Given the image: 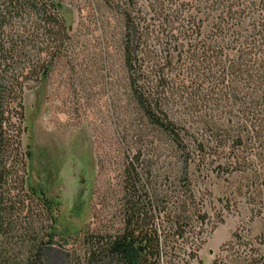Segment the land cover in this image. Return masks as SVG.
<instances>
[{"label":"trees","instance_id":"obj_1","mask_svg":"<svg viewBox=\"0 0 264 264\" xmlns=\"http://www.w3.org/2000/svg\"><path fill=\"white\" fill-rule=\"evenodd\" d=\"M102 1L121 18L128 100L159 149L184 172L206 149L264 156V0ZM59 5L0 0V264H47L54 246L63 264H201L213 230L201 195L164 187L140 151L123 164L117 221L56 236L59 202L27 181L21 136L24 91L69 41ZM210 264H264V236L236 229Z\"/></svg>","mask_w":264,"mask_h":264},{"label":"rangeland","instance_id":"obj_2","mask_svg":"<svg viewBox=\"0 0 264 264\" xmlns=\"http://www.w3.org/2000/svg\"><path fill=\"white\" fill-rule=\"evenodd\" d=\"M58 1L69 41L48 76L24 91L21 136L31 154L27 181L59 202L56 236L117 221L123 164L137 151L164 187L185 180L201 195L207 228L213 227L199 251L201 264H210L236 229L264 236V156L253 155L250 145L245 162H235L211 148L200 169L184 172L129 103L120 16L102 0ZM46 262L63 264V251L50 248Z\"/></svg>","mask_w":264,"mask_h":264}]
</instances>
